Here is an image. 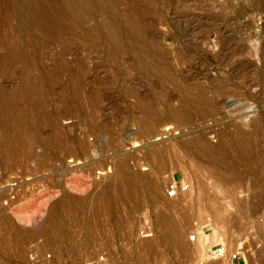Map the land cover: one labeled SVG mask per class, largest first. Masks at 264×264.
Instances as JSON below:
<instances>
[{
	"label": "rangeland",
	"instance_id": "rangeland-1",
	"mask_svg": "<svg viewBox=\"0 0 264 264\" xmlns=\"http://www.w3.org/2000/svg\"><path fill=\"white\" fill-rule=\"evenodd\" d=\"M76 1L0 0V264H264V0Z\"/></svg>",
	"mask_w": 264,
	"mask_h": 264
},
{
	"label": "bare ground",
	"instance_id": "bare-ground-1",
	"mask_svg": "<svg viewBox=\"0 0 264 264\" xmlns=\"http://www.w3.org/2000/svg\"><path fill=\"white\" fill-rule=\"evenodd\" d=\"M30 3L28 4H31L30 7L31 8H28V10L32 9V14H34L33 17H37V19H39L40 23L38 20H37V23L39 22V24H44L42 26H45L44 28H46L47 31L49 30H54V28L58 29L62 26H65L63 25V20H65L63 17L64 14H67L73 10H76V8L79 6V2H77L76 0H29ZM2 2V1H1ZM25 3V2H24ZM27 3V1H26ZM25 3V4H26ZM82 3V2H81ZM4 5H6L4 3ZM23 5V4H22ZM81 5V4H80ZM27 7L29 5H26ZM1 7V5H0ZM80 7V6H79ZM82 8V7H81ZM26 11H27V8L25 7ZM79 9V8H77ZM29 12V11H28ZM26 12V13H28ZM58 13H61L62 16H61V19L56 17ZM56 15V16H55ZM59 16V15H58ZM8 17V16H7ZM60 17V16H59ZM10 19V18H8ZM34 19V18H32ZM63 19V20H62ZM31 20V19H30ZM62 20V21H61ZM11 21V19H10ZM10 21L8 24H10ZM33 23V22H32ZM36 23V21H35ZM12 25V24H11ZM9 26V25H8ZM39 26V25H38ZM41 26V27H42ZM10 27V26H9ZM15 27V26H14ZM40 27V26H39ZM11 28V27H10ZM43 28V27H42ZM43 28V29H44ZM14 30V28H12ZM12 32L10 30L9 33H7L8 37L12 40V45L15 47V51L18 52L19 54L20 53H24L25 49H23V46H21L20 42L18 41V39L16 38L15 39V35H13L12 37ZM20 39V38H19ZM25 48V47H24ZM35 84V83H34ZM33 84V85H34ZM32 85V84H31ZM37 86V85H36ZM31 87V86H30ZM34 87V86H33ZM40 88V87H39ZM36 90V89H35ZM40 91V90H39ZM30 93V92H29ZM37 96V95H36ZM35 97V96H34ZM39 97V95H38ZM31 99V97L29 98V100ZM41 99V98H40ZM21 100V99H20ZM25 100V99H24ZM75 100V99H74ZM18 101V100H17ZM16 101V98L13 97V95H11V93H7V92H2L0 93V129H2L4 127V122L5 120H14L16 122V124L11 128V131L14 133H24L25 131H28L30 128L32 129L33 127H35V125L37 123H39V120L43 119V118H47L45 117V115L42 116L39 114V111L41 109V107H43L44 103L42 104L41 106V102L39 100H36V99H33L30 100L32 101L30 104H28L26 106V101L28 102V100H25V104L21 103L20 101L17 102ZM23 101V100H22ZM42 101V99H41ZM75 103V102H74ZM47 104V103H45ZM88 105V104H87ZM90 106V105H89ZM46 108V106H45ZM89 108V107H88ZM44 109V108H42ZM41 109V110H42ZM45 110V109H44ZM42 112V111H40ZM44 113L46 114V110L44 111ZM43 113V114H44ZM175 113L174 112V116H175ZM49 113H47L48 115ZM51 114V113H50ZM93 114V113H92ZM46 115V116H47ZM52 115V114H51ZM58 115V114H57ZM178 115V114H176ZM40 116H41V119H40ZM48 117L51 118L50 115H48ZM81 117V116H80ZM179 117V116H178ZM57 118V117H56ZM75 118V117H74ZM86 118V117H85ZM180 118V117H179ZM44 120V119H43ZM42 121V120H41ZM46 121V120H44ZM53 121V120H51ZM47 122V121H46ZM58 122V121H57ZM76 122V121H75ZM81 122V121H80ZM87 122V121H86ZM41 123V122H40ZM39 123V124H40ZM54 123V126H53V129L56 131V135L61 138V131H60V128ZM43 124V123H42ZM50 124V123H49ZM88 124V123H87ZM51 125H52V122H51ZM43 126V125H42ZM41 127V125H40ZM34 129V128H33ZM28 133V132H27ZM21 135V134H20ZM19 135V136H20ZM13 136V135H12ZM15 136V135H14ZM15 139V138H14ZM13 139V140H14ZM200 139V138H199ZM11 140V138L9 139ZM60 140V139H59ZM16 142V140H14ZM13 141V142H14ZM198 141V140H197ZM14 142V143H15ZM9 143H11L9 141ZM18 143L15 144V146H17ZM8 145V144H7ZM6 148H4L5 150H2V148L0 149V159L1 160H5L7 161L8 158L11 157L12 153H13V146H12V143L9 144L8 146L4 145ZM14 146V147H15ZM202 146V145H201ZM210 147V145H209ZM208 147V148H209ZM214 147V146H213ZM16 148V147H15ZM217 148V147H216ZM2 150V151H1ZM215 150V149H214ZM217 152V151H216ZM10 161V159H9ZM127 167V166H126ZM126 167H124V164L122 165V172L121 174L124 175V177L129 181H131L132 179L131 178H134L133 176H131L129 173V170L126 169ZM128 170V171H127ZM122 175V176H123ZM137 176H135L136 178ZM134 178V179H135ZM130 179V180H129ZM136 181V180H135ZM134 182V181H132ZM133 185V183H132Z\"/></svg>",
	"mask_w": 264,
	"mask_h": 264
},
{
	"label": "built area",
	"instance_id": "built-area-1",
	"mask_svg": "<svg viewBox=\"0 0 264 264\" xmlns=\"http://www.w3.org/2000/svg\"><path fill=\"white\" fill-rule=\"evenodd\" d=\"M177 193H178L177 187L171 186V189L168 191V195L174 196ZM192 238L193 239L195 238L194 234H192ZM207 254H208V257H210V258H219V257H225V256L229 255L230 260L232 262L240 257V254H238V253L231 254L228 251V248L226 247V245L224 243H220V244H218L212 248L211 247L208 248Z\"/></svg>",
	"mask_w": 264,
	"mask_h": 264
}]
</instances>
